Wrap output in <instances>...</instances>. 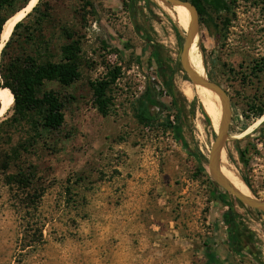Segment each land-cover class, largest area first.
I'll list each match as a JSON object with an SVG mask.
<instances>
[{"label": "rangeland", "instance_id": "1", "mask_svg": "<svg viewBox=\"0 0 264 264\" xmlns=\"http://www.w3.org/2000/svg\"><path fill=\"white\" fill-rule=\"evenodd\" d=\"M90 1L93 11L81 0H43L42 10L53 8L45 34L54 58L67 42L60 27L81 39V78L67 87L46 85L65 100L66 119L22 152L17 163L34 172L31 184L16 189L0 172V264H264V212L233 196L220 199L199 171L198 159L165 126L168 116L173 123L179 119L188 146L209 157L217 130L205 121L196 97L183 91L188 82L195 84L179 62L182 69L174 75L178 109L142 36H150L169 65L177 67L188 29L159 0L133 3L136 22L126 6L131 0ZM195 44L209 78L232 99L223 159L264 199V121L244 133L259 118L246 122L242 116L247 99H264V74L251 69L254 61L264 62V0H238L230 27L221 33L200 21ZM34 47L15 41L9 56ZM141 55L143 66L137 60ZM116 66L122 73L109 90L112 102L103 114L91 84ZM149 80L162 108H154L158 122L144 127L132 106ZM12 107L0 120L13 113ZM246 135L251 136L246 142L257 146L242 159L236 139ZM24 138V132L15 135V141ZM231 210L241 226L240 252L232 247L225 220Z\"/></svg>", "mask_w": 264, "mask_h": 264}, {"label": "trees", "instance_id": "2", "mask_svg": "<svg viewBox=\"0 0 264 264\" xmlns=\"http://www.w3.org/2000/svg\"><path fill=\"white\" fill-rule=\"evenodd\" d=\"M138 0H131L126 6L133 13L136 22V12L134 4ZM198 9L201 23L213 27L218 33L227 30L232 17L238 7V0H190ZM31 0H0V35L3 32L4 25L8 19L14 16L18 11L27 7ZM85 7L94 10V5L90 0H81ZM134 3V4H133ZM43 0L33 7L25 17L19 20L9 36V40L4 44L1 50L0 72L2 83L0 88H9L15 98L12 107L13 113L6 119L0 120V172L8 174L7 184L16 189L29 186L33 179L34 172H28L25 168L18 165V160L22 152H28L38 143L45 133L59 130L66 119V102L60 93L52 88H46L47 83L58 82L61 86H71L81 78L82 65V47L81 39L77 37L75 31L67 27H60L62 34L67 42L62 45L59 59H55L50 52L45 31L53 19V8L45 6L42 10ZM140 28L138 27V30ZM176 33L179 38H183L181 29L176 25ZM148 44L152 46L151 60L157 65V75L162 82L166 93L173 99L174 104L179 107L178 88L175 84L174 75L177 69H182L180 59L177 67L169 65V57L163 56L161 46L152 42L150 36L142 34ZM21 44V47L34 45V51L23 54L16 53L9 56V50L14 42ZM2 40L0 38V46ZM139 65L143 66L144 58H137ZM253 71L264 74V62L254 61L251 66ZM122 73V67L116 66L109 75L103 79L92 82L93 95L99 110L107 114L108 108L112 102L109 96L111 86L117 82ZM152 81L149 80L146 90L139 95L133 103L132 109L134 117L144 127H151L159 120V115L154 108H162V104L153 89ZM212 92V91H211ZM160 93H163L161 91ZM213 94V92H212ZM199 102L200 112L205 121L212 126V120L203 104ZM1 106V102H0ZM180 118L182 110L180 111ZM242 116L246 122L252 119H258L264 116L263 97L247 99L243 104ZM165 126L171 129L178 141L185 145L188 152L193 154L199 161V171L208 176L219 194V198L226 201L231 199V195L221 188L209 175L207 171V156L188 146V141L181 128V121L178 119L173 123L168 116ZM263 128H261L262 130ZM18 132H24L25 138L15 141V135ZM251 137L246 135L242 139H236V145L242 159L251 148H256V143L246 142ZM8 145V149L4 145ZM16 171L12 172V169ZM246 179V178H245ZM249 185L248 180L246 179ZM240 204L244 205L240 201ZM233 207V202L230 203ZM245 206V205H244ZM226 224L230 233V242L235 251L242 249L241 241L238 237L240 224L233 210L225 214ZM210 259L215 262V256L211 249H208Z\"/></svg>", "mask_w": 264, "mask_h": 264}, {"label": "water", "instance_id": "3", "mask_svg": "<svg viewBox=\"0 0 264 264\" xmlns=\"http://www.w3.org/2000/svg\"><path fill=\"white\" fill-rule=\"evenodd\" d=\"M159 1H161L164 5H166L171 9H174L179 6H184L188 9L190 13V24L186 34H184L185 42L181 49L180 62L182 68L188 74L189 79L193 84L205 87L214 93L220 109L219 127L217 130L216 138L212 144L209 153L207 171L209 175L213 178V180L221 188H223L231 196H233L236 200L240 201L245 206L264 212V199L258 196L247 184L244 177L238 171L230 167V165L226 164L223 159L226 145L230 139V126L233 118L232 99L229 95L228 90L222 84L209 78L207 73L205 75L200 73L194 66V63L192 62V58H191L192 48L196 38L199 36V31H200V17H199L200 15L198 9L195 6V4L192 3L190 0H159ZM2 88L5 87H1L0 89ZM203 106L207 111L204 104ZM223 166L229 167L240 178V180L248 187L249 191H244L238 186H236L234 182L225 174L223 170Z\"/></svg>", "mask_w": 264, "mask_h": 264}, {"label": "bare ground", "instance_id": "4", "mask_svg": "<svg viewBox=\"0 0 264 264\" xmlns=\"http://www.w3.org/2000/svg\"><path fill=\"white\" fill-rule=\"evenodd\" d=\"M38 1L39 0H31V2L27 6V8H25V10L18 12L16 15L12 16L10 19L7 20V22L4 25L3 32H2L3 40L0 46V58H1V50L5 44V41L11 35L15 24L19 20H21L23 15L25 16L24 13H26V11L27 12L30 11L36 5ZM163 7H165L168 11H170V13H172V15H174L177 18V21L181 22L184 29H188L189 24H190V13L186 7L179 6V7H176L175 9H171L167 7L166 5ZM196 48L197 46L194 43L193 48H192V53H191L192 62L194 63V66L196 67V69L200 73L205 75L206 74L205 67L202 62L201 57H198L196 55ZM183 91L187 95L195 96L196 98L199 99V101L202 104L205 105L208 113L211 116L213 127L216 130H218L219 121H220V109L218 108L217 104L214 101L212 92L208 90L207 88L199 86V85H194V88H193V85L190 82L184 85ZM0 99H1L0 117H2L12 107V105L14 104L15 98H14L12 91L9 88H2L0 89ZM263 121H264V116L259 118L258 121L255 122L252 126H250V128H248V130H246L244 133L250 132L254 127L258 126ZM223 170L225 174L234 182L236 186H238L244 191H249L248 187L240 180V178L229 167L223 166Z\"/></svg>", "mask_w": 264, "mask_h": 264}]
</instances>
